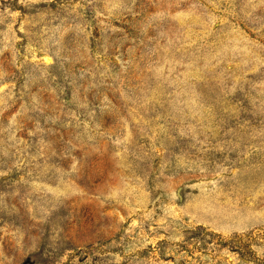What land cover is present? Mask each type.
<instances>
[{
	"label": "rangeland",
	"instance_id": "obj_1",
	"mask_svg": "<svg viewBox=\"0 0 264 264\" xmlns=\"http://www.w3.org/2000/svg\"><path fill=\"white\" fill-rule=\"evenodd\" d=\"M0 264H264V0H0Z\"/></svg>",
	"mask_w": 264,
	"mask_h": 264
}]
</instances>
